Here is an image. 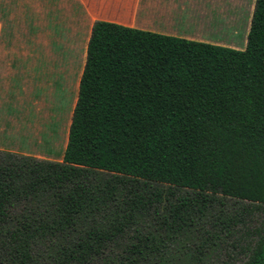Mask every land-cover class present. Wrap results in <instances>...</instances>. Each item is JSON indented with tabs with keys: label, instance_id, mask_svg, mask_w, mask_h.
I'll use <instances>...</instances> for the list:
<instances>
[{
	"label": "trees",
	"instance_id": "obj_1",
	"mask_svg": "<svg viewBox=\"0 0 264 264\" xmlns=\"http://www.w3.org/2000/svg\"><path fill=\"white\" fill-rule=\"evenodd\" d=\"M0 264H264V0L243 49L95 20L61 160L0 150Z\"/></svg>",
	"mask_w": 264,
	"mask_h": 264
},
{
	"label": "crops",
	"instance_id": "obj_2",
	"mask_svg": "<svg viewBox=\"0 0 264 264\" xmlns=\"http://www.w3.org/2000/svg\"><path fill=\"white\" fill-rule=\"evenodd\" d=\"M3 1L24 3V12L27 11L25 3L29 2L48 3L50 8L31 9L35 12L33 15L15 12L0 14V17H92L155 33L243 49L219 42L229 17L225 3L231 0H0ZM42 10L45 13H38ZM90 30L91 26L89 35ZM243 44L245 47L246 41ZM23 46L18 42L0 41V150L49 158L42 146L46 143L50 147L54 143L53 133L48 123L44 126L43 121L37 119L40 115L34 105L35 87L31 79L36 72L35 63L26 57ZM65 145L66 142L63 150Z\"/></svg>",
	"mask_w": 264,
	"mask_h": 264
},
{
	"label": "rangeland",
	"instance_id": "obj_3",
	"mask_svg": "<svg viewBox=\"0 0 264 264\" xmlns=\"http://www.w3.org/2000/svg\"><path fill=\"white\" fill-rule=\"evenodd\" d=\"M25 4L24 12V3L0 2V14L33 15L31 9L50 8L42 2ZM225 4L229 17L219 42L244 48L255 0H231ZM94 21L92 17H0V41L23 44L26 57L35 63L36 72L31 79L35 87L34 105L40 115L37 119L44 126L49 124L54 140L50 147L43 143L42 151L50 157L42 159L58 160L63 152L85 62L89 28Z\"/></svg>",
	"mask_w": 264,
	"mask_h": 264
}]
</instances>
